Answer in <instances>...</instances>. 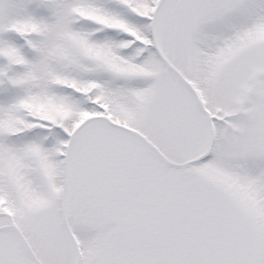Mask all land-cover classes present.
<instances>
[{"label": "snow or ice", "instance_id": "6c2138e0", "mask_svg": "<svg viewBox=\"0 0 264 264\" xmlns=\"http://www.w3.org/2000/svg\"><path fill=\"white\" fill-rule=\"evenodd\" d=\"M0 264H264V0H0Z\"/></svg>", "mask_w": 264, "mask_h": 264}]
</instances>
